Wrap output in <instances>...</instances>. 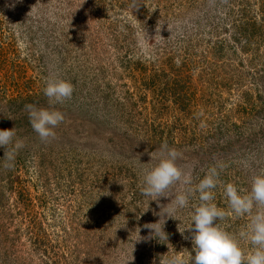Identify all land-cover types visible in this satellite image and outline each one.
I'll list each match as a JSON object with an SVG mask.
<instances>
[{
  "label": "rangeland",
  "instance_id": "1",
  "mask_svg": "<svg viewBox=\"0 0 264 264\" xmlns=\"http://www.w3.org/2000/svg\"><path fill=\"white\" fill-rule=\"evenodd\" d=\"M54 75L74 93L43 143L25 105L47 107ZM13 127L25 146L11 170L0 148V264L186 259L198 200L167 217L171 197L143 196V175L164 143L193 186L224 162L228 210L223 183L264 169V0H0V130ZM164 220L161 238L144 228Z\"/></svg>",
  "mask_w": 264,
  "mask_h": 264
},
{
  "label": "clouds",
  "instance_id": "2",
  "mask_svg": "<svg viewBox=\"0 0 264 264\" xmlns=\"http://www.w3.org/2000/svg\"><path fill=\"white\" fill-rule=\"evenodd\" d=\"M45 85L43 94L47 98V107L30 103L25 105V109L40 141L49 143L56 138L55 129L65 119V114L57 105L62 106L72 99L74 85L59 75L50 76ZM9 118L13 119L11 116ZM24 146V141L17 138L15 127L0 130L4 169L14 168L16 157ZM150 156V160L155 159L156 163L144 172L141 185L143 196L151 197L157 203L161 197H171V207L165 214L174 219L177 218L172 215L173 212L189 207L193 197L198 200L192 206L191 224L186 228L190 235L184 237L191 240L190 255L186 259L165 258L160 264H264V169L252 177L250 187H243L237 182L223 183L228 209L225 210L218 206L215 190L222 184L220 177L228 167L226 163L217 161L193 186L191 173L186 172L179 163L182 153L175 147L164 143L160 146L158 156ZM175 185L182 187L178 193L170 195ZM230 214L237 218L248 216L249 222L238 231L229 230L224 222L230 219ZM159 221L147 223L144 228L161 238L166 220L163 226ZM184 230H180L182 235ZM245 244L250 247L246 249Z\"/></svg>",
  "mask_w": 264,
  "mask_h": 264
}]
</instances>
